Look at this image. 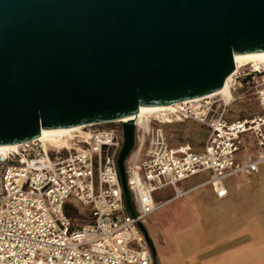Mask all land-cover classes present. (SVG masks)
<instances>
[{
	"label": "water",
	"instance_id": "obj_1",
	"mask_svg": "<svg viewBox=\"0 0 264 264\" xmlns=\"http://www.w3.org/2000/svg\"><path fill=\"white\" fill-rule=\"evenodd\" d=\"M249 53L264 54V0H0V148L206 97Z\"/></svg>",
	"mask_w": 264,
	"mask_h": 264
},
{
	"label": "built area",
	"instance_id": "obj_2",
	"mask_svg": "<svg viewBox=\"0 0 264 264\" xmlns=\"http://www.w3.org/2000/svg\"><path fill=\"white\" fill-rule=\"evenodd\" d=\"M233 84V95L243 84L253 89L259 113L234 119L235 99L226 104L211 96L131 122L124 175L132 213L117 165L126 123L84 126L66 137L64 148L32 140L0 154V264H154L141 227L190 192L179 188L182 182L208 174L202 186L224 199L226 179L250 176L264 164V65L237 69ZM185 121L206 130L200 151L169 142L163 126ZM247 135L260 150L250 163L237 161ZM167 189L173 198L155 201ZM68 207L86 208L88 222L77 224Z\"/></svg>",
	"mask_w": 264,
	"mask_h": 264
},
{
	"label": "crops",
	"instance_id": "obj_3",
	"mask_svg": "<svg viewBox=\"0 0 264 264\" xmlns=\"http://www.w3.org/2000/svg\"><path fill=\"white\" fill-rule=\"evenodd\" d=\"M259 152L247 135L237 161L253 162ZM207 179L208 174H200L182 182L179 188L190 192L168 203L141 227L153 263L264 264V164L250 176L226 179L224 199L202 186ZM192 180L198 181L191 184ZM165 191L169 195L156 199V192L155 201L173 198L172 189Z\"/></svg>",
	"mask_w": 264,
	"mask_h": 264
},
{
	"label": "rangeland",
	"instance_id": "obj_4",
	"mask_svg": "<svg viewBox=\"0 0 264 264\" xmlns=\"http://www.w3.org/2000/svg\"><path fill=\"white\" fill-rule=\"evenodd\" d=\"M248 67V66H247ZM262 66H260L261 68ZM234 102L229 106L230 115L234 119L250 118L260 112L255 101L254 91L248 84H243L242 89L235 92ZM163 129L172 145L183 144L190 145L195 151H200L205 141L206 130L192 121L176 122L163 126ZM174 147V146H173ZM249 149V147H248ZM198 180H192L194 183ZM169 195L167 191H159L155 194L156 199L165 198ZM68 207V213L76 217L77 224H85L89 220V212L86 208Z\"/></svg>",
	"mask_w": 264,
	"mask_h": 264
},
{
	"label": "bare ground",
	"instance_id": "obj_5",
	"mask_svg": "<svg viewBox=\"0 0 264 264\" xmlns=\"http://www.w3.org/2000/svg\"><path fill=\"white\" fill-rule=\"evenodd\" d=\"M234 60L236 62V68L235 70L227 77L225 80L223 87L218 90L215 93H212L206 97H211V96H219L224 103L229 104L234 96L232 94V90L235 88L233 84V75L235 71L241 67L245 66H251L254 69H259L260 66L264 65V54H258V53H249V54H244L243 56L235 55ZM203 98V97H202ZM200 99V98H197ZM195 100V99H194ZM190 102V101H188ZM179 104V103H177ZM177 104H172L169 106H162V107H139L138 110V117L136 119H132L131 117H126L120 120H117L115 122H121V123H131L133 121H138L140 124H143L146 120L148 115L150 114H156L162 111H170L175 109ZM84 126H78V127H73L69 128L67 130L61 131V132H56V133H50V134H45L42 136H38L34 140H40L44 144H49L50 146L54 148H64L67 146V139L66 137L71 135V132L76 131ZM18 145H9L5 147L0 148V154L3 155L6 151L11 150L16 148Z\"/></svg>",
	"mask_w": 264,
	"mask_h": 264
},
{
	"label": "trees",
	"instance_id": "obj_6",
	"mask_svg": "<svg viewBox=\"0 0 264 264\" xmlns=\"http://www.w3.org/2000/svg\"><path fill=\"white\" fill-rule=\"evenodd\" d=\"M68 213V212H67Z\"/></svg>",
	"mask_w": 264,
	"mask_h": 264
}]
</instances>
